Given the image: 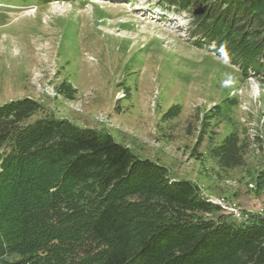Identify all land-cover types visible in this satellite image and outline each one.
I'll use <instances>...</instances> for the list:
<instances>
[{"label":"rangeland","instance_id":"rangeland-1","mask_svg":"<svg viewBox=\"0 0 264 264\" xmlns=\"http://www.w3.org/2000/svg\"><path fill=\"white\" fill-rule=\"evenodd\" d=\"M159 3L0 0V105L26 99L44 109L32 119L111 135L196 186L219 208L205 217H264V83L194 46ZM232 143L239 162L224 166Z\"/></svg>","mask_w":264,"mask_h":264},{"label":"trees","instance_id":"trees-1","mask_svg":"<svg viewBox=\"0 0 264 264\" xmlns=\"http://www.w3.org/2000/svg\"><path fill=\"white\" fill-rule=\"evenodd\" d=\"M159 2L186 14L194 46L264 83V0ZM43 110L0 105V259L18 257L3 264H264V217H205L219 208L189 181L109 134L32 119ZM221 150L224 166L239 160L236 144Z\"/></svg>","mask_w":264,"mask_h":264},{"label":"built area","instance_id":"built-area-1","mask_svg":"<svg viewBox=\"0 0 264 264\" xmlns=\"http://www.w3.org/2000/svg\"><path fill=\"white\" fill-rule=\"evenodd\" d=\"M233 216L238 220V221H241V220H243V218H244V216H248V214H242V212L241 213H239V212H235V214H233Z\"/></svg>","mask_w":264,"mask_h":264}]
</instances>
